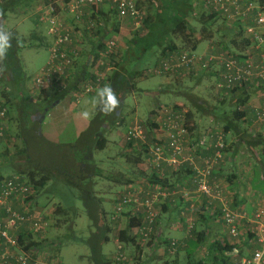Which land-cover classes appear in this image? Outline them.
Instances as JSON below:
<instances>
[{
    "label": "rangeland",
    "instance_id": "1",
    "mask_svg": "<svg viewBox=\"0 0 264 264\" xmlns=\"http://www.w3.org/2000/svg\"><path fill=\"white\" fill-rule=\"evenodd\" d=\"M4 1L6 2L7 0H0V4H4ZM62 1L63 0H33L28 2V5L26 6H19L16 8L17 10L14 11V13H9L6 20L4 21V27L6 28L7 33L12 30V33H15L16 36H18V43L20 40L25 46L21 50H19V46L16 49V57L20 59L22 67V69L19 70L16 86L21 87L23 81L27 80L24 86V91L27 93L30 92L31 95H29L33 99L35 98L36 94L40 92L39 89H36L35 85L33 84L34 80H36V78L39 76L41 69L47 66L51 57L50 52L46 49L45 45L41 46L40 42L35 39V37L40 36H46L48 38L47 31L49 24L47 21H39L38 12L41 11L45 13L49 4L53 2L61 3ZM149 2L151 4L157 5L159 0H149ZM139 4L145 10L147 6H149L148 0H139ZM195 5L196 13L194 17L190 19V24L196 31L193 37L199 40L196 53L202 55L206 50L213 51L216 56H219L222 53L226 54L228 51L233 52V54H239L242 49L241 47H236L233 45V41L237 43L242 42L246 36L244 34H231L228 30V25L234 24V26H238L240 21L233 22L219 17L218 19L214 20L211 25H207L209 27L208 31L203 33V25L198 18L199 14L204 11L203 6H201V0L196 1ZM61 13L62 14H60V17L64 20V22H66V25L70 26L71 28H73L75 24L78 26H83L84 24H86V27L89 26V22L87 20L77 23L74 21L71 14L66 12ZM93 20L101 24L100 17L98 15L95 16ZM97 26L92 30L90 29L87 31L89 33L96 34ZM83 28L84 27H79L80 30ZM133 30L134 28L131 25H128L127 30L125 31L128 32V36L121 35V38L123 37V39L127 41L128 37H133L134 32L143 35L147 31L145 27L142 31ZM112 36L113 34L108 35V37ZM175 37L176 39L181 38L180 35ZM105 40V42L108 43L109 40H116V38L108 39L107 42L106 37ZM121 43L123 42L119 41V43H116V53H118V51L120 54L123 53L125 44ZM77 45L78 43L76 42L75 45H73V48H75ZM177 45L180 47V49H182L180 50L182 52L190 51V49H183L184 46H182L180 39L178 40ZM78 49H80V47ZM80 51L82 53L83 50L80 49ZM261 51H264V46H262ZM256 52L257 50H255L253 47L248 48V54L252 58L250 60L253 63L256 61L253 59L257 57ZM241 53L242 51L240 54ZM227 56L231 57L228 54ZM103 57V59H101L102 64L100 66L102 69L100 70V74L102 75L103 80H105L107 76H109L114 71L115 64L119 63L121 58L120 56L114 55H104ZM247 59H249V57ZM151 60V54H145L140 60H138L137 67L139 69H143V72H145L146 68L144 69V67ZM154 65L155 64L152 66ZM213 68L214 67H211L207 72ZM216 68L218 71L222 70L220 66H216ZM184 75L186 77L183 76L180 78L176 76L177 78H175L171 72L170 75H168L170 77L167 76L168 79L167 77L165 78L166 75L155 77L146 76L147 78L142 81L140 87L146 91H149L150 94L146 97L141 95L136 96V99L138 100L137 110H131L133 102L130 94L128 95L125 100V109L119 125L115 126L107 135V147L103 151L95 152V159L98 162V166L102 169V174L94 178L96 185L95 192L99 202L98 205L104 216L105 224L111 230L109 234L111 240L109 243L103 245V253L111 258L110 260L113 262V264H117L115 262V255L117 251L115 244L118 240L119 231L127 224V216H125V214H128L131 217L130 213L133 211L129 207L124 209V211L118 215L114 221L110 220L111 216L114 214L113 208L116 206L119 197L125 194L128 189L124 188V182L126 179H128L127 173L130 171V163L132 162L123 157L121 149L122 144H127L125 135L128 129L136 123L142 124L146 128H149L150 124L148 123V119L152 115L156 114L155 110L159 108V106H169L179 107L182 109L181 111L185 113L191 110L194 113V122H192V124L197 123L199 126H203L202 129H204L206 132L208 129H211L210 123L208 124L211 119H216L220 123L224 124L222 121L223 114L221 112H229L234 108V105H232L230 99L222 102L220 97H218L220 91L216 89V84L218 82L216 74L213 75V77L212 75L209 77L205 71H202L188 72ZM197 81H199V83H197ZM88 84L90 83H85L83 85L84 90L86 87L85 85ZM104 86L105 81L100 87L102 88ZM8 87L12 91V86L9 85ZM256 89L258 90L257 97L259 98V101L264 102V96H261L264 94V89L261 87H256ZM7 90L5 89L4 92H2L4 93L3 95L0 94V100L6 104L7 110L9 111V114L5 119L6 134L0 141V176L10 177L13 174H23L27 182H29L28 173L30 170H32V168L37 169L38 172L42 174L51 172L53 169L51 166H47L48 169H45L46 166H44L43 162L38 161L37 157L31 156L33 155V150L32 152L29 151L28 154L19 152L22 146L20 132L23 128L19 122V105L21 102V93L16 96L15 94H17L18 90H14V95L9 89ZM93 92L89 95H93L95 93ZM191 95H195L200 99H205V101H200L202 102L201 105L203 106L204 110L199 112L196 109L197 107L195 105L197 104H193L194 101L191 99L194 97ZM90 101L91 99L86 97L82 102L88 104L91 109L90 111H93L94 113L96 105L91 104ZM86 108L88 109V107ZM25 122L28 124V121ZM218 129L223 131V127L220 125H218ZM148 141L153 143L152 137H150V135ZM38 162L41 164V167L35 168V164ZM252 187L253 189H256V191L258 190L257 194L255 193L253 196H255L257 199L260 195L264 197V180L259 181L258 179H255ZM35 200L37 203L35 204L36 206H34L33 211L41 214L47 221V229L45 233H42L38 236H33L37 238L36 240L38 242L42 243V245L38 247V254L40 253V256H38L39 260H41V262H49L50 260L53 261L58 259L59 264H89L87 259L89 256V248L85 241L95 229L92 226V223L89 221L88 215L86 214V209L82 201L83 198L78 187L68 184L61 178H53L47 183L43 190H41L39 193H36ZM60 206L63 209L65 208L64 210L67 212L68 218L64 216L65 214H59V216H56L55 213L57 212V207ZM57 219H60L58 223L60 225L55 227ZM65 220L67 221L64 222ZM168 220L169 217L166 216L163 224H167L170 227ZM166 229L167 231L165 232L166 234L164 237H166V239H175L178 241V234L171 228H168V226ZM163 240L164 238L158 244L157 241L151 239L146 243V245L140 247L142 248L141 250L136 245L122 244L123 253L127 258L126 261L130 264H180L184 263V260L187 262L188 259L191 262L196 261L195 255L193 254L195 247L194 244H191L188 249L183 251H181L180 248H177L176 251L171 254L167 250V245L162 242ZM153 244H157V248L155 245L153 246ZM47 245L50 246L48 247ZM44 249L48 251H44L45 253H42ZM45 256H47L46 259H43Z\"/></svg>",
    "mask_w": 264,
    "mask_h": 264
},
{
    "label": "built area",
    "instance_id": "2",
    "mask_svg": "<svg viewBox=\"0 0 264 264\" xmlns=\"http://www.w3.org/2000/svg\"><path fill=\"white\" fill-rule=\"evenodd\" d=\"M202 6L208 14L245 24V36L250 39L253 48L260 51L259 63L255 65L251 58L240 62L236 58L228 57V53L216 56L213 51L202 55L194 51H180L172 53V61H161L158 66L148 68L145 74L160 76L178 70L186 71V73L202 72L208 71L211 67L220 66L222 70L217 73L216 84V89L220 92H230L235 87L249 85L254 76L264 79V51H261L264 46V0H203ZM105 7L113 10L119 21H131L134 30L144 29L146 13L140 6L139 0H63L61 3L49 4L45 13L38 12L39 21H47L49 24L47 35L51 38L52 45L47 66L41 69L39 76L34 80L36 89L55 91L65 88L70 77L69 69L80 54L79 46L73 48L76 43L73 30L60 17L61 12L71 14L77 23L87 20L89 22L87 28L92 30L97 26L93 15H99ZM228 26L234 27V24ZM116 41L110 40L106 43L103 56L116 55ZM102 79V75L97 77L96 88H100ZM93 90L94 86L88 85L84 91L88 94ZM4 105L0 100V141L6 131L7 108ZM155 112L156 114L149 118L156 124V128H153L155 141L148 147V162L151 170L161 175L165 167L178 169L184 164H189L196 171L192 182L197 194L221 202L222 218L230 236H239L242 220L252 224V232L255 233L257 242L261 246L250 255L235 260L234 264H264V208L257 210L253 218L233 210L222 199L223 190L213 179L215 166L222 158L226 147L222 133H208L207 137L212 142L211 148L214 150V155L207 156L204 159V167L199 169L195 167L196 152L191 156L186 149L191 130L186 124L184 112L167 106H159ZM257 116L258 119L264 118V104L257 112ZM125 137L128 143L147 145L149 129L136 123L128 129ZM174 193L154 188L146 191L141 197L138 192L127 189L126 193L119 197L110 220L114 221L124 209L132 208L133 217L140 218V223L131 231V236L138 244H146L154 235H157L156 223L160 217L157 206ZM13 200L24 204L35 201L33 186L27 182L23 174H13L0 179V264H59L57 260H50L48 263L42 261V263L37 257L39 249L27 251L18 244L14 232L23 231L38 236L45 233L47 221L41 214L31 211L28 206L22 212L16 210L12 205ZM178 245V241L172 239L167 250L173 254ZM116 248L115 262L126 261L123 245L118 240Z\"/></svg>",
    "mask_w": 264,
    "mask_h": 264
},
{
    "label": "crops",
    "instance_id": "3",
    "mask_svg": "<svg viewBox=\"0 0 264 264\" xmlns=\"http://www.w3.org/2000/svg\"><path fill=\"white\" fill-rule=\"evenodd\" d=\"M107 9L105 10L107 11ZM145 13L146 19L147 17H150V21L152 24L154 23V27L156 25V27H158V24L163 23L160 19L161 17H158L159 12H155L149 6H147ZM157 21H159V23ZM249 23L250 22H248V24ZM128 25L133 27L132 22L129 20L120 21L119 35L116 34L112 37L107 36V42L108 39L116 38L118 43L119 41H122L123 43L121 44H125L121 35L128 36V32H125ZM244 25L245 24L240 23V27L244 28ZM79 27L84 28L80 30ZM85 27L86 24L83 26L75 24L72 28L74 39L78 43L77 46L83 50L82 53L80 51V55L74 60L75 62H73L72 67L69 69V75L72 80H76L78 73L82 71L84 73L87 72V74L95 72L97 75H101L100 70L102 68L100 65L102 64L101 59L104 58V51L96 57L98 51L94 50L92 46L93 43L98 40V36L95 33H89L87 31L88 28ZM148 31L149 30L143 35L137 33L139 41L137 48L135 47L132 49L133 51H130L132 52L130 54L131 63L132 59L137 54L136 49H140V45L148 43ZM9 33H12V30H10ZM135 34L136 32L133 33V37H128L127 40L131 41L135 37ZM243 34L245 35L244 32ZM38 38L39 40H43V42L40 43L41 46L45 45L46 49L50 52L52 45L51 38H47L46 36H40ZM244 38L248 39V37ZM172 39L178 44L179 38L176 39V37H172ZM250 47L252 48L253 45L251 44ZM126 49L127 47L125 46L123 53L120 54L118 51L115 56H120L121 58ZM243 51H245V59H242L240 62L248 61V57L251 58L248 54V49ZM205 52L208 51L205 50ZM160 53L161 52L158 51L157 54L152 55V60L145 65L144 69L146 68L147 70V68L153 64H158ZM94 58L96 59L95 63L93 61ZM256 58L253 59L259 61V57ZM130 65L128 67L129 69L131 67ZM205 72L209 77H211V75L213 77L215 74L217 77L218 70L215 67L209 71L210 73L207 71ZM87 74L85 76H87ZM184 74L177 77L182 78L185 76ZM166 77L167 76H165V78ZM177 77L175 76V78ZM145 79L146 78L141 77L134 79V84L130 93L133 102L131 110H137V95L146 97L150 94L149 91L140 87L142 81ZM199 81H197V83H199ZM262 82H264V79H259L258 76H254L252 83L246 88V96L249 97V100L246 104L238 107L239 111L245 113V118L235 123L236 128L233 131L224 132V124H221L216 119H211L208 122V124L210 123L211 129H208L206 132L202 129L203 126L193 123L191 125L190 140L186 144V149L189 155L193 156L196 152L194 156L196 163L195 167L202 169L204 167V159L207 156L214 155V150L211 148L212 142L207 137L208 133H222L226 147L222 153V158L215 166L213 179L223 190L222 199L225 200L233 210L242 212L250 218H253L257 210L264 208V197L260 195L257 199L253 196L255 193L257 194L258 190L256 191V189H253L252 187L255 179H258L259 181L264 180V118H257V112L263 107L264 102L259 101V98L257 97L258 90L256 89V87L264 89V83L262 84ZM83 85L82 83L79 86L77 85L63 100L53 103L48 109H46V115L43 118L44 120L41 128L42 136L46 141L53 144H65L77 138L87 128L91 118H84L82 111L87 109L86 107H88L87 110L90 113H93V111H90L91 109L88 104L83 103L82 101L86 97L92 99L94 96L86 94ZM53 93L54 91H49L46 95H40V92H38L33 101L41 102L42 98L46 101ZM28 94L31 95L30 92H28ZM229 94L230 92H219L218 97L224 102L227 98L230 99ZM261 96H264V94ZM200 100L205 101L203 98ZM218 125L223 127V131L218 129ZM153 137L154 134L152 135V138ZM150 144L151 143H149V145ZM121 149L123 157L132 162L130 163V171L127 173L128 179L124 182V188L138 192L141 197L144 196L146 191L154 188L167 190L168 192H175L173 196L167 197L159 206H157L160 217H158L156 223V240L159 244L163 238L164 240L166 239L164 235L166 234L165 232L167 231L166 228L168 226V228H171L178 234V248H180L181 251L188 249L191 244H194L195 247L193 254L195 255L196 261L191 262L188 259L187 262L184 260V263L180 264H198V262L210 264L211 257L216 255L215 253L211 254L210 251L211 245L214 242H221L224 246H233L235 248L233 255H237L239 258L233 259L232 255V264H234L235 260L250 255L261 246V244L257 242V237L254 235L255 233L252 232V224L246 220L240 222L239 236L232 237L228 234L229 232L224 224L221 214V202L197 194L196 188L192 182L196 171L189 166V164H184L178 169L165 167L160 175L158 172L155 170L153 171L150 168L151 166L148 162V146L142 144L132 145L127 142L126 145L122 144ZM156 178L159 179L157 180L159 181L158 184L156 183ZM36 203V200L32 203L27 202L25 204L17 200L12 201L13 207L21 212L25 210L26 206H28L31 211L34 210ZM130 214L131 217H133V213L131 212ZM166 216L169 217L168 221L170 227L167 224V226L163 224ZM19 234L28 235L29 233H24L23 231L14 232L16 237L19 236ZM200 238L201 241L199 242L198 240ZM34 239L36 240L37 238L34 237ZM143 245L146 244H139L140 250L142 249L140 247ZM154 245L157 248V244H153V246ZM44 251L47 252L48 250L44 249L42 253ZM239 252L242 255H238ZM38 256H40V253ZM47 256H45V258L43 257V259H46Z\"/></svg>",
    "mask_w": 264,
    "mask_h": 264
},
{
    "label": "trees",
    "instance_id": "4",
    "mask_svg": "<svg viewBox=\"0 0 264 264\" xmlns=\"http://www.w3.org/2000/svg\"><path fill=\"white\" fill-rule=\"evenodd\" d=\"M31 1L33 0H7L6 2L4 1V4H0V32L7 33L4 27V21L6 20L7 15L11 12L14 13V11L17 10L16 8H18L19 6L22 7L28 5V2ZM196 1L198 0H159V3L155 5L151 4L148 0L149 7L155 12H159L158 17H161L160 19L163 23L158 24V27H156L157 25L154 27V23H151L150 17H147L144 22V26L147 30H149L147 32L148 43L140 46L138 45L140 49H136L137 54L132 59L131 63L130 54L132 52L130 51L135 47L137 48V44L139 41L138 34L136 33L135 37L131 41L124 40L127 49L124 51V55L121 57V61L115 64L114 71L109 76H107L105 80L102 79L101 86L105 81V85L112 87L121 101L120 105L114 110V112L105 114L100 111V106L97 104L94 110L95 115L91 117L87 128L77 138L65 144H53L43 138L41 132L44 120L43 115H46V109H48L53 103L63 100L68 95V93H70L77 85L79 86L81 83L82 85L85 83H90L88 85H93V91L95 93L93 91H91L90 93L93 92V96H95L96 90L99 89V87L96 88L94 84L99 75H97L95 72L89 74H87V72L84 73L83 71L79 72L76 80H72V78L69 77V79L67 80V86L65 88L55 90L49 99L44 101L42 98L41 102H34L33 98L26 91H24V86L27 80L23 81L21 87L16 86L19 70L22 69L21 61L16 57V49L19 46V50H21L25 46L20 40L18 43L15 33H7L10 35V46L7 49L5 55L3 57H0V94L3 95L4 93L2 92H4L5 89L10 90V88L8 87L9 85L12 86V91H10L13 93V95L15 94L14 90H18L17 94H15L16 96L21 93V102L19 105V122L21 127L23 128L20 132L22 146L19 152L28 154L29 151L32 152L33 150L35 153L32 152L33 155L31 156H35L38 158V161L43 162L44 166H46L45 169H48L47 166H51L53 169L52 171L50 170L51 172L42 174L39 173L37 169L32 168V170H30L28 173L29 183L33 186L35 195L36 193H39L41 190H43L46 187L47 183L53 178H61L68 184L78 187L83 198L82 201L86 209V214L88 215L89 221L92 223V226L95 229L89 235V238L85 241L89 248V256L87 258L89 264H113V262L110 260L111 258L103 253V245L109 243L111 240V238L109 237L111 230L105 224L104 216L102 210L98 205L99 202L97 200V194L95 192L96 185L94 178L102 174V169L98 166V162L96 161L94 156L95 152L103 151L107 147L108 133H110V131L115 126L119 125L125 109V100L131 93L134 79H136L137 77L147 78L158 76L155 74H145L143 70L137 67L138 60H140L141 57H143V55L145 54L150 53L152 57V55H155L158 53V51H160V59L158 61V64L155 65L158 66L161 61H172V53L180 52V50H182L172 39V37L174 38L178 35H180L181 37L179 39L182 46H184L183 49L186 48L188 50L190 49V51H196L199 40L193 37L196 31L190 24V19L194 17L196 13ZM202 5L203 0H201V6ZM105 9H107V11ZM105 9V12L104 10H102V12H100V14L98 15L100 17L102 26H100V23H97L98 26L96 29V35L98 36V40H96L92 46L94 50L98 51L96 57L105 49V38L109 34L116 35L120 32V21L118 20L116 13L109 7H106ZM95 16L97 15H93V18ZM198 18L203 25L202 31L204 33L205 31H208L209 27L207 25H211V23H213V21L218 19L219 17L215 14H208L205 11H202L199 14ZM157 22L159 23V21ZM228 30L233 35H243L244 32V28L240 27V24H238V26L230 27L228 28ZM35 39L40 43L43 42V40H39L38 37H36ZM251 44V41L246 38H244L242 42L238 43L233 41V45H235L236 47H241V51L248 49ZM240 52L239 54H233V52L229 51V54L232 58L236 57L237 59H239L238 61H241L242 59H245V51H243L241 54ZM256 53L257 57H259L260 51H257ZM93 61L95 63L96 59L94 58ZM258 63L259 61L256 60L255 65H257ZM129 65L131 66L130 69L128 68ZM170 73L171 72H167L163 75L168 76L170 75ZM172 73L174 76H179L186 73V71L178 70L172 71ZM86 74L87 76H85ZM263 83L264 82H262V84ZM88 85L85 86L87 87ZM248 86L249 85L246 84L242 87H235L234 90L230 91L229 98L232 102V105H234V108L229 112H221L223 114L222 121L224 122V132H229L231 130L233 131L236 128L235 123L245 118V113L243 111H239L238 107L246 104L249 100V97L246 96V88ZM39 91L40 95H46L47 92H52L53 90L50 89ZM191 96L194 97V100L191 99L192 101H194L193 104H197L195 105L197 107L196 109L199 112L204 110L199 97L195 95ZM4 107L7 108L6 104L4 105ZM174 108L182 110L179 107ZM8 114L9 111L7 110V115ZM184 114L186 117V124L190 127L191 130V124L194 120V113L189 110L186 113L184 112ZM148 120V123L150 124L148 128L149 135L150 137H152L153 128H156V124L153 123L150 119ZM25 121H28V124H26ZM152 140L153 142L155 141L154 137L152 138ZM149 143L150 142L148 141V144L145 146L149 147ZM129 144L134 145L133 143ZM150 145H152V143ZM36 167H41V164L39 162L36 163L35 168ZM1 178L2 176H0V179ZM157 180L159 179L156 178V183L158 184L159 181ZM64 209L61 208V206L57 207V212L55 213L56 216H59V214H65L64 216L68 218L67 212ZM125 216H127V224L119 231L118 241L121 244L136 245L139 248L138 242L134 237L131 236V231L139 226L140 218L130 217L128 214H125ZM56 221L57 222L55 227L57 225H60L58 224L60 219H57ZM66 221L67 220H65L64 222ZM16 238L18 244L24 247V249L27 251H30L31 249L37 250L38 247L42 245V243L34 240L32 234H19V236H17ZM151 239L157 241L156 235H154ZM198 241L200 242L201 238ZM162 242L167 245V247L170 244L169 239H165ZM47 246L49 247L50 245ZM234 249L235 248L233 246H224L221 242H214L211 245L210 251L211 254L215 253L216 255H213L211 257L210 264H232L231 260ZM238 255L242 254L239 252ZM234 258H239V256L233 255V259ZM117 264L130 263L124 261ZM198 264L204 263L198 262Z\"/></svg>",
    "mask_w": 264,
    "mask_h": 264
},
{
    "label": "clouds",
    "instance_id": "5",
    "mask_svg": "<svg viewBox=\"0 0 264 264\" xmlns=\"http://www.w3.org/2000/svg\"><path fill=\"white\" fill-rule=\"evenodd\" d=\"M9 46L10 35L7 33L0 32V57H3L5 55ZM90 103L93 105L98 104L100 106L101 112L109 114L114 112V110L120 105L121 101L114 92L113 88L108 85H105L104 87L97 89L96 95L92 97ZM82 115L84 118H91L95 115V113H90L87 109H85L82 111Z\"/></svg>",
    "mask_w": 264,
    "mask_h": 264
},
{
    "label": "water",
    "instance_id": "6",
    "mask_svg": "<svg viewBox=\"0 0 264 264\" xmlns=\"http://www.w3.org/2000/svg\"><path fill=\"white\" fill-rule=\"evenodd\" d=\"M45 117V115H43V118Z\"/></svg>",
    "mask_w": 264,
    "mask_h": 264
}]
</instances>
